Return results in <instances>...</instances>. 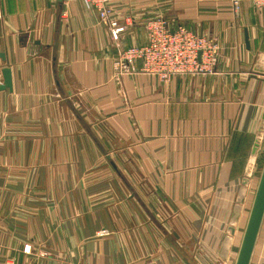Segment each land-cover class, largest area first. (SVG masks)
<instances>
[{
	"label": "crops",
	"instance_id": "crops-1",
	"mask_svg": "<svg viewBox=\"0 0 264 264\" xmlns=\"http://www.w3.org/2000/svg\"><path fill=\"white\" fill-rule=\"evenodd\" d=\"M109 6L117 40L85 0H0V264H234L264 164V7ZM154 18L217 42L214 69L113 72Z\"/></svg>",
	"mask_w": 264,
	"mask_h": 264
},
{
	"label": "built area",
	"instance_id": "built-area-1",
	"mask_svg": "<svg viewBox=\"0 0 264 264\" xmlns=\"http://www.w3.org/2000/svg\"><path fill=\"white\" fill-rule=\"evenodd\" d=\"M97 12L99 20L108 26L112 40H117L123 27L113 19L109 6L110 0H85ZM255 8L264 7V0H249ZM237 8V0H233ZM147 42L141 47H130L119 52L113 69L119 76L136 69L142 73L155 76L162 82L181 75H198L210 73L216 64L218 44L212 38L199 34L186 27L174 29L162 18L145 22ZM25 246L23 251L29 252Z\"/></svg>",
	"mask_w": 264,
	"mask_h": 264
},
{
	"label": "water",
	"instance_id": "water-1",
	"mask_svg": "<svg viewBox=\"0 0 264 264\" xmlns=\"http://www.w3.org/2000/svg\"><path fill=\"white\" fill-rule=\"evenodd\" d=\"M2 83L0 91L11 90L12 80L9 68H3L1 71ZM264 216V164L259 177L258 185L255 191L253 202L250 208L248 219L243 231L240 246L236 255L234 264H250L253 250L258 238V233Z\"/></svg>",
	"mask_w": 264,
	"mask_h": 264
},
{
	"label": "rangeland",
	"instance_id": "rangeland-1",
	"mask_svg": "<svg viewBox=\"0 0 264 264\" xmlns=\"http://www.w3.org/2000/svg\"><path fill=\"white\" fill-rule=\"evenodd\" d=\"M148 21V20H147ZM145 28V27H144ZM145 32H146V30H145ZM146 36H147V34H146ZM117 57H115L114 58V60H113V63H112V70H113V72H115L114 71V69H113V66H114V63H115V59H116ZM215 67V66H214ZM129 69H131L133 72H134V70L135 71H137V72H140V71H138V70H136L134 67H131V68H129ZM157 79V78H156ZM158 80V79H157ZM158 81H160V80H158ZM160 82H162V81H160ZM168 82V81H167ZM162 83H166V82H162ZM235 252L233 253V255H232V257L234 258V256H235ZM193 255V254H192ZM197 255V258H200L201 259V263L202 264H206V262H207V260H205V258H206V255L207 254H205L204 252H202L201 253V257H199L198 256V254H194V258H195V256ZM196 259V258H195ZM264 263V227H263V230H262V234H261V237H260V239H259V242H258V245H257V249H256V252H255V254H254V258H253V262H252V264H263Z\"/></svg>",
	"mask_w": 264,
	"mask_h": 264
}]
</instances>
